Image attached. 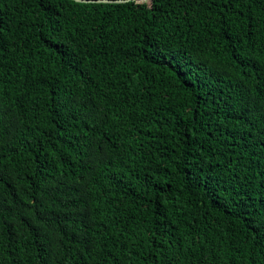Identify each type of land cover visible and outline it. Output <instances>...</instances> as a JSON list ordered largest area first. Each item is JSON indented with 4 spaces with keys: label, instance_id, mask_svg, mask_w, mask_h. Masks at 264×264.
<instances>
[{
    "label": "trees",
    "instance_id": "16d2710c",
    "mask_svg": "<svg viewBox=\"0 0 264 264\" xmlns=\"http://www.w3.org/2000/svg\"><path fill=\"white\" fill-rule=\"evenodd\" d=\"M107 1L0 0V264H264V0Z\"/></svg>",
    "mask_w": 264,
    "mask_h": 264
},
{
    "label": "water",
    "instance_id": "95a60500",
    "mask_svg": "<svg viewBox=\"0 0 264 264\" xmlns=\"http://www.w3.org/2000/svg\"><path fill=\"white\" fill-rule=\"evenodd\" d=\"M76 2H80V3H111V2H116V3H119V2H124V1H107V0H101V1H87V0H75ZM146 1V0H144Z\"/></svg>",
    "mask_w": 264,
    "mask_h": 264
}]
</instances>
